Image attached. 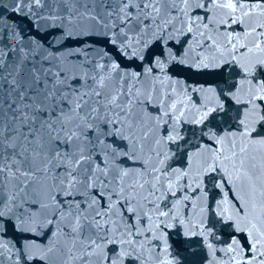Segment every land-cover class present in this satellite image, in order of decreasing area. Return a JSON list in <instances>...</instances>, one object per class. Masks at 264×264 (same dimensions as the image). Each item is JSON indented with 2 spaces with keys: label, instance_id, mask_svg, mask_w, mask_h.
Segmentation results:
<instances>
[{
  "label": "snow or ice",
  "instance_id": "obj_1",
  "mask_svg": "<svg viewBox=\"0 0 264 264\" xmlns=\"http://www.w3.org/2000/svg\"><path fill=\"white\" fill-rule=\"evenodd\" d=\"M0 264H264V0H0Z\"/></svg>",
  "mask_w": 264,
  "mask_h": 264
}]
</instances>
